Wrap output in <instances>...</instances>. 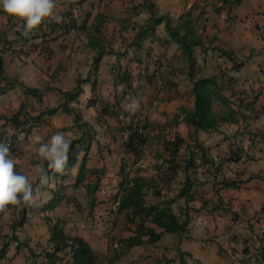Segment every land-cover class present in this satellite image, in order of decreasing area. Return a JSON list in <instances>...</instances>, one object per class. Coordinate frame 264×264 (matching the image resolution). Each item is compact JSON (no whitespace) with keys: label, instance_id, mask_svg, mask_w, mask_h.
Here are the masks:
<instances>
[{"label":"crops","instance_id":"1","mask_svg":"<svg viewBox=\"0 0 264 264\" xmlns=\"http://www.w3.org/2000/svg\"><path fill=\"white\" fill-rule=\"evenodd\" d=\"M56 2L57 13L71 14L75 26L86 18L87 32L96 18L104 20L99 34L103 54L95 60L97 49L88 45L84 31L51 28L50 23L55 21L46 18L26 34L20 20L0 13V45H8L3 56L5 75L17 80L0 96V126L4 124L3 117H10L17 110L36 116L39 112H35V106H40L41 111L57 107L64 100L60 92L79 88V96L69 106L77 109L95 132V139L89 143L86 168L97 170V174L87 172L84 181L74 188L85 154L81 150L71 177H50L48 187L39 177V161L31 137L39 133L47 138L64 131L71 140L79 138L72 115L58 110L52 116H44L29 136L20 135L17 147L26 138V154L22 149V157L15 156L17 170L33 183L36 200L26 208L10 206V210L0 212V251L6 247L0 253V264H49L45 253L52 247L50 226L57 220L67 236L82 238L104 258V264H264V0ZM159 16L168 18L173 26L180 23L181 17L192 22L201 41L193 49L195 69L199 76L218 77L228 102H214L212 110L217 114L232 111L231 121L219 122L216 129L199 131L190 139L194 128L182 113L183 109L193 108L188 63L177 44L164 41V22L142 33L148 27L145 25ZM70 23V18L65 17L64 24ZM217 48L230 51L231 57L222 56ZM119 70L131 76L130 89L117 82L115 72ZM146 77H150V83ZM25 87L37 90L40 97H32ZM124 89L128 94L123 95ZM27 103L31 104L28 108ZM102 109L108 114L102 115ZM135 118L147 125L146 144L137 159L124 148L126 128ZM4 130L7 138L11 129L7 125ZM175 135L183 140L181 156L186 155V148L194 151L198 145L219 172L208 177L205 168L190 171L192 199H177L170 205L179 222L186 221L182 232L165 233L152 245L120 249L118 240L132 235L136 227L125 223L112 200L120 165L131 160L130 175L150 183L167 165L169 156L164 143ZM235 154L242 159L227 160ZM184 179L177 172L171 184L161 190L162 197L174 198ZM221 181L235 185L226 187ZM95 182L98 189L90 207L87 200L92 197L87 187ZM56 185H69L63 192L85 201L82 209L73 202L47 209L54 195L48 188L54 191ZM145 200L152 204L158 198L148 188ZM167 236L170 240L164 243ZM114 251H119L116 259L112 257ZM63 256L65 252H60ZM66 260L65 256L63 262Z\"/></svg>","mask_w":264,"mask_h":264},{"label":"trees","instance_id":"2","mask_svg":"<svg viewBox=\"0 0 264 264\" xmlns=\"http://www.w3.org/2000/svg\"><path fill=\"white\" fill-rule=\"evenodd\" d=\"M81 2V1H80ZM80 2L78 4H80ZM152 16L155 13L148 6ZM63 21L60 23L53 22L50 23L51 28L60 27L64 31H68V28H73L81 30L87 33L88 45L91 48L97 49V55L95 60L103 54L102 41L99 39V34L101 33V27L103 19L101 17L96 18L95 24L91 27L90 32H87V19L84 18L75 26V19L72 20V15L67 13L62 15ZM70 18V24L66 26L64 24V18ZM155 18V17H154ZM153 20V19H152ZM150 20L147 25L142 29V33L149 31L156 24L164 22L165 30L167 34V39L164 41L172 42L177 44L181 51L184 59L188 63L187 77L191 85V95L193 97V108L191 110H182L184 113L185 121L188 122L193 128L194 132L190 135V139L199 131H210L216 129L219 122L231 121L234 113L229 110L227 114H217L212 110V105L214 102H218L221 105H225L228 101L222 95V84H219V79L217 76L212 77H202L197 74L195 69L196 62L194 59V47L201 45V41L194 33V28L192 22L187 18L182 20L180 18V23L173 26L168 18H163L159 16L154 20ZM8 45L3 43L0 45V96L5 90L13 88L17 84L16 79H9L5 75L4 67V50ZM222 56L227 58L231 57V52L226 51L221 48H217ZM115 78L120 84H125L128 89L131 88L130 78L131 76L126 72L116 71ZM147 83H150V77H146ZM24 87V86H22ZM26 89V87H25ZM30 95L34 98L40 97L37 90L26 89ZM60 92V91H59ZM81 90L75 88L70 92H60L63 96V102L58 104L57 107L48 108L40 111L36 116H29L28 114H23L21 110L12 114L10 117H3L4 124L0 126V141L8 142L12 155L16 152L17 144L20 142V135L27 137L30 133L36 129L41 119L44 116H52L58 110L72 115L74 119V124L80 131V137L72 140V148L69 153V159L65 169L62 172H57L54 169H48V179L50 177L59 176L62 180L71 177L72 166L76 163V157L81 150L85 152L81 162L78 166V171L75 177L74 188L78 187L85 178L87 172H92L97 174V170H88L86 168L87 153L89 150L90 141L95 139V132L92 130V126L82 120L80 112L69 106L71 102L77 99ZM128 94V90L124 89L123 95ZM40 101V99H38ZM108 110L102 109L101 114L107 113ZM108 114V113H107ZM9 126L11 129V134L6 138L4 128ZM147 125L144 120L131 119L129 125L126 128L127 140L124 144V148L127 152L134 155L135 159L139 158L143 147L146 144V132ZM89 141V142H88ZM183 140L175 135L171 140H167L164 143V149L168 152L169 159L167 165L161 170L155 180L146 182L143 178L138 175L131 176L129 171H126V165L121 164L120 169L117 173L118 186L117 192L112 197L114 203L117 204V213L124 216L126 224L135 225V229L127 238H120L118 244H120V249L129 250L134 247H138L144 244L152 245L157 243L161 236L165 233L178 234L185 229V222L180 223L179 217H177L170 209L177 199H185V201H190L192 199V184L193 179L190 177V171L196 170L197 168H205L204 173L208 177H215L219 172V167L215 166L213 160L207 159L205 151L200 149L198 145L194 148V151L186 148V155L181 156L180 148ZM16 147V148H15ZM197 149V151H195ZM14 156V155H13ZM15 157V156H14ZM246 158H249L246 156ZM242 157L237 154L229 157L228 161H239ZM208 167V168H207ZM168 170L169 174L165 180L162 181L161 185L159 180L164 173ZM182 173L185 176L184 181L180 186L174 198H163L161 195V190L165 188L168 184H171L174 179L175 174ZM40 174V173H39ZM40 177V175H39ZM41 179V178H40ZM51 179V180H52ZM49 182V181H48ZM224 186H233L234 182L221 181ZM240 183V182H239ZM47 186V183H45ZM151 184V185H150ZM61 185V184H59ZM48 187V186H47ZM56 190H51L54 194L53 199L47 205V209H53L57 204L65 202H74V197L72 194H65L63 192L64 188L68 186L56 185ZM150 188L158 201L149 204L145 200L146 190ZM98 189V182L92 185H88L87 192L92 198L87 200V204L93 207L94 195ZM29 205L22 206L23 208ZM44 208V209H46ZM158 231H157V230ZM50 242L52 243L51 249H49L45 256L49 264H98L99 256L92 250L90 245L86 243L82 238L75 236H67L62 227L60 226V221L57 220L50 226ZM5 245L2 247L0 253L5 252ZM60 252H65V256L68 257L66 262H63L65 256L60 257ZM119 251H114L112 254L113 259L118 257ZM261 258L264 259V250L261 252Z\"/></svg>","mask_w":264,"mask_h":264},{"label":"clouds","instance_id":"3","mask_svg":"<svg viewBox=\"0 0 264 264\" xmlns=\"http://www.w3.org/2000/svg\"><path fill=\"white\" fill-rule=\"evenodd\" d=\"M56 0H0V13L22 22L25 33L36 29L46 19L57 23L63 16L57 13ZM36 146L41 181L48 182V169L62 172L68 162L72 140L64 131H56L45 138L39 133L31 137ZM17 159L12 155L9 144L0 141V212L10 206H26L36 200L33 183L29 177L17 170Z\"/></svg>","mask_w":264,"mask_h":264},{"label":"rangeland","instance_id":"4","mask_svg":"<svg viewBox=\"0 0 264 264\" xmlns=\"http://www.w3.org/2000/svg\"><path fill=\"white\" fill-rule=\"evenodd\" d=\"M22 106H24V105H21V107ZM31 106V104H29V103H27L26 104V108H28V107H30ZM20 107V108H21ZM25 107V106H24ZM36 107V110H35V112H40L41 111V109H40V106H35ZM34 108V106L32 107V109ZM18 111V110H17ZM16 111V112H17ZM22 111H24V109L22 110ZM15 112V113H16ZM12 114H10L9 116H11ZM137 119H139V118H137ZM139 120H141V119H139ZM117 142V141H116ZM115 142V143H116ZM116 145V144H115ZM117 146V145H116ZM16 148V147H15ZM22 149H24V151H25V154H26V138L24 139V140H22V145H21V147L19 148V147H17L16 148V152L13 154L14 156H16V157H18V155L20 156V157H22L21 155H22V152H20V150H22ZM106 150V149H105ZM108 151V150H107ZM151 152H154V155H157L159 158H160V155L157 153V152H155V150H152ZM21 154V155H20ZM24 155V154H23ZM24 158H26V156L24 157ZM25 160V159H24ZM26 161V160H25ZM132 166H133V164H132V162H131V160L129 161V160H126V171H131V168H132ZM74 169V168H73ZM73 169H71V174L73 173L74 174V171L75 170H73ZM24 171H26V168H24ZM159 172H161V170H159L158 171V173ZM91 176V175H90ZM93 176V175H92ZM68 181V180H67ZM92 181H94L93 179H92ZM45 184V183H44ZM47 185H49V182H47ZM68 192V191H67ZM74 205L76 206V208H77V203H79V208H80V210L82 209V204H85V201H82V200H78V198L76 197L75 199H74ZM82 203V204H81ZM170 240V237L169 236H167L164 240H163V242L164 243H167L168 241ZM105 263V260H104V258L103 257H99V260H98V264H104Z\"/></svg>","mask_w":264,"mask_h":264},{"label":"built area","instance_id":"5","mask_svg":"<svg viewBox=\"0 0 264 264\" xmlns=\"http://www.w3.org/2000/svg\"><path fill=\"white\" fill-rule=\"evenodd\" d=\"M134 120L137 121L138 119L135 118ZM5 143L9 144L8 142H5ZM167 174H169L168 170L164 171V173L162 174V176H161V178L159 180L161 183H162L163 180L166 179V177L168 176Z\"/></svg>","mask_w":264,"mask_h":264}]
</instances>
